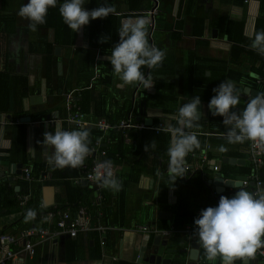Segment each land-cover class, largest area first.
Instances as JSON below:
<instances>
[{"label": "crops", "instance_id": "obj_1", "mask_svg": "<svg viewBox=\"0 0 264 264\" xmlns=\"http://www.w3.org/2000/svg\"><path fill=\"white\" fill-rule=\"evenodd\" d=\"M63 2L57 0V6L48 9L46 22L33 32L29 21L17 15L28 0H0V71L4 72L0 77V232L16 236L27 229L52 232L62 212L72 218L80 207L90 213L91 229L75 237L32 236L33 254L22 251L8 264H161V259L164 264H186L195 241L198 254L192 264H222L219 257L207 260L198 238L186 229L196 227L194 220L201 210L216 207L221 196L235 193L233 184L254 193V186L241 184L252 166L249 141L228 143L224 118L211 115L208 103L215 95L213 88L224 80L235 84L240 97L231 111H242L260 93L264 55L250 48L249 37L264 31V0H107L120 15L90 20L78 32L64 23L59 13ZM105 2L85 0L83 7L92 10ZM133 14V18L149 17L147 39L166 52L159 67L141 68L153 79L148 89L139 83L121 88L122 81L107 59L119 42L122 21ZM102 38L107 39L100 42ZM68 93L82 113V126L67 121ZM195 96L201 100L200 119L185 131L195 133L201 147L185 158L194 170L173 182L167 129L176 126L179 107ZM127 118L149 129L98 126L99 121L111 125ZM160 124L164 129L151 128ZM57 128L88 129L89 147L97 140L107 150L105 159L112 161L121 190L75 183L79 168L53 170L47 163L53 148L43 140L45 132ZM153 143L155 147L146 152L145 145ZM221 145L227 151H218ZM203 150L205 163L200 162ZM261 172L264 176V164ZM257 193L264 194V188ZM24 195L28 198L20 204ZM31 202L37 207H29ZM30 208L36 218L25 222ZM142 225L150 230L140 231ZM164 231L169 239L158 263L153 239ZM262 263L258 250L250 264Z\"/></svg>", "mask_w": 264, "mask_h": 264}, {"label": "clouds", "instance_id": "obj_2", "mask_svg": "<svg viewBox=\"0 0 264 264\" xmlns=\"http://www.w3.org/2000/svg\"><path fill=\"white\" fill-rule=\"evenodd\" d=\"M85 0H64L59 5V13L64 23L73 31L78 32L90 20L106 18L109 15H120L116 8L107 3L92 10H86ZM57 0H28L22 5L17 15L29 21L31 31H37V25L44 24L48 9L55 8ZM129 16L122 21L118 30L119 42L111 48V55L107 57L114 74L126 85L139 83L145 89L153 86L151 75L145 76L142 66L149 69L159 67L166 52L147 39L149 17ZM102 38L100 42H105ZM250 48L264 55V31L253 32L249 37ZM215 95L208 103V109L213 116L223 117V124L228 128L225 136L228 143L252 141L258 147L264 148V94L252 96L246 107L240 111H231L240 102L236 93L235 84L230 80L222 81L212 90ZM201 100L195 96L190 102L178 109L176 126L169 125L171 141L167 149L169 157V176L174 182L187 173L185 166L186 156L201 147L197 135L186 132L196 126L200 119L198 105ZM88 129L62 130L57 128L53 133L45 132L43 144L51 146L53 152L47 157V163L55 169L66 167H82L85 159L92 152ZM155 144L145 145V151ZM218 151L227 149L221 145ZM96 180L102 187L119 192L122 183L113 172L111 160H105L96 165ZM238 190L230 199L226 196L219 198L216 207H207L200 211L199 218L194 220L193 236L198 238L202 245L206 259L215 261L219 257L222 264H235L237 260L250 264L256 259L257 251L264 249V194L253 193L233 184ZM36 211L28 209L25 213V222L36 218Z\"/></svg>", "mask_w": 264, "mask_h": 264}, {"label": "built area", "instance_id": "obj_3", "mask_svg": "<svg viewBox=\"0 0 264 264\" xmlns=\"http://www.w3.org/2000/svg\"><path fill=\"white\" fill-rule=\"evenodd\" d=\"M152 14L155 9L150 11ZM261 84V91L259 94H264V76L260 77L258 80ZM71 94H66V108L69 110V115L67 117V121L73 123L76 126H82L84 121L82 120V113L79 111V107L76 104H72L70 102ZM99 128L103 130H107L108 128H117V129H132V128H148L149 126L144 124L143 122H134L130 118L121 120L115 124H109L104 121L98 122ZM158 130L164 129L162 125H158L157 127H151ZM99 142L96 140L94 145L91 147L92 152L89 156L86 157L85 162L82 167H79L80 175L75 177L73 181L75 183L79 182H88L90 186L97 187L100 183L96 180V165L100 162L105 161V156L107 154V150L105 148L99 147ZM264 148L258 147L256 143L249 141V159L251 161V169L248 176L241 181L242 185L253 184L255 187L254 193H257L259 189H261L263 180L261 179L260 173L264 164L263 160ZM207 160V156L205 154V150L202 151V155L200 158L201 163H205ZM185 166L187 171H193L194 166L185 162ZM212 168L214 170L218 169L217 165H213ZM24 176L26 179H29L30 172L27 168L24 169ZM25 197V198H24ZM23 199H21L20 204H23L25 200H27L28 196L24 195ZM21 197L19 196V199ZM90 213L85 207H80L75 214L74 217H70L67 211L62 212V217L57 221V230L52 232L48 231L44 228L38 229H27L23 230L19 233V235H11L7 233L0 232V264H8L13 258L17 257L21 254L22 251H25L27 255H31L34 252V244L31 241L32 236H37V238L45 239L48 237H56L58 234L66 233L70 237H75L78 232L85 231L91 229L90 227ZM105 227L97 226L96 229L103 230ZM140 231H149L150 228L147 225L138 226ZM195 227H187L188 232H193ZM162 234H167V232H162ZM19 245L21 246L19 249L13 247ZM259 254L263 260L264 264V249L259 250Z\"/></svg>", "mask_w": 264, "mask_h": 264}, {"label": "water", "instance_id": "obj_4", "mask_svg": "<svg viewBox=\"0 0 264 264\" xmlns=\"http://www.w3.org/2000/svg\"><path fill=\"white\" fill-rule=\"evenodd\" d=\"M260 175H262V172L260 173ZM250 185L253 186L252 183ZM261 188H264V182H263ZM234 195H235V193H230V194L227 195V197L231 199ZM168 239H169V236L166 235V234H163L162 235V233L154 236V239H153L154 242L153 243H154V245L157 246V250L158 251H156V253L158 255V261H159L158 263H160V255L162 253V249L166 246ZM197 246H198V244H197L196 241L193 242L190 245V247H192L191 251H189V260L190 261L187 262L186 264H192L191 261L196 260V257L195 256H197V254H198V251H197L198 248H197ZM141 255H142V253H141ZM166 260H167V263H170V260H168V259H166ZM164 261H165V259H161V264H164ZM172 264H180V263L178 261V262H174Z\"/></svg>", "mask_w": 264, "mask_h": 264}, {"label": "trees", "instance_id": "obj_5", "mask_svg": "<svg viewBox=\"0 0 264 264\" xmlns=\"http://www.w3.org/2000/svg\"><path fill=\"white\" fill-rule=\"evenodd\" d=\"M0 21H1V19H0ZM3 75H4V72L0 71V77L3 76ZM152 127H153V126H152ZM155 127H156V126H155ZM148 129H149V128H148ZM106 156H107V154H106ZM261 179L264 181V176H261ZM30 201H31V200H30ZM30 201H29V202H30ZM28 206H29V207H35V208H36V207H37V203H36V202H33V203L31 202V204H28ZM30 209H31V208H30Z\"/></svg>", "mask_w": 264, "mask_h": 264}]
</instances>
